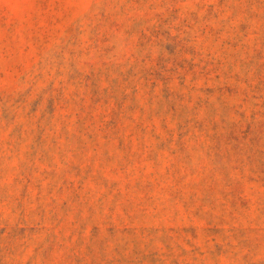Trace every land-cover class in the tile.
Segmentation results:
<instances>
[{"label": "rangeland", "instance_id": "1", "mask_svg": "<svg viewBox=\"0 0 264 264\" xmlns=\"http://www.w3.org/2000/svg\"><path fill=\"white\" fill-rule=\"evenodd\" d=\"M0 264H264V0H0Z\"/></svg>", "mask_w": 264, "mask_h": 264}]
</instances>
